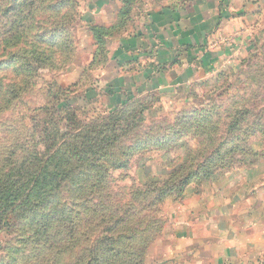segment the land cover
Returning a JSON list of instances; mask_svg holds the SVG:
<instances>
[{"label":"rangeland","instance_id":"obj_1","mask_svg":"<svg viewBox=\"0 0 264 264\" xmlns=\"http://www.w3.org/2000/svg\"><path fill=\"white\" fill-rule=\"evenodd\" d=\"M31 1L0 0V180L16 196L0 210V264H264L251 247L264 245L263 224L252 234L264 222V25L216 74L120 106L155 112L128 129L121 88L92 62L88 21L115 23L100 10L111 0H35L7 38L25 15L12 5Z\"/></svg>","mask_w":264,"mask_h":264},{"label":"crops","instance_id":"obj_2","mask_svg":"<svg viewBox=\"0 0 264 264\" xmlns=\"http://www.w3.org/2000/svg\"><path fill=\"white\" fill-rule=\"evenodd\" d=\"M106 5L100 10L115 20L107 24L112 26L122 2ZM136 7L131 28L112 37L108 63L100 66L106 84L121 88L116 94L124 98L168 87L186 89L200 76L216 74L249 47L250 35L264 25V0H136ZM262 224L254 219L252 234L260 235ZM174 234V247L190 237L185 229ZM257 243L251 245L255 256L264 253V245L258 250Z\"/></svg>","mask_w":264,"mask_h":264},{"label":"trees","instance_id":"obj_3","mask_svg":"<svg viewBox=\"0 0 264 264\" xmlns=\"http://www.w3.org/2000/svg\"><path fill=\"white\" fill-rule=\"evenodd\" d=\"M221 1H223V0H221ZM121 2H122V8L120 9L118 22L116 24L109 26V27H106V26H102L99 24L92 23V21H88V23L90 24V27H91L90 29H91L92 37L94 39V44L97 48L94 55H93V59H92V62L96 63L95 64L96 66H104V64L108 63L109 51H107L104 47L106 39L109 37L112 38L119 33H124L126 31H128V29H129L128 26H129L130 21L132 20V14L134 11L133 10L134 8L132 9V7H134V5L136 4V0H121ZM41 3H42V1H41ZM37 6L38 5H37V2L35 0H32L31 2H27L24 5H19L18 7L20 10L17 9L15 4L12 5L11 10L14 9V11H25V15L23 14L17 18H11L13 20V25L9 31L7 30L4 32L7 34V38L12 39V38L17 37V35L21 31V28H25V26H27L26 24L28 21H29V23L31 22V18H33L35 12L37 11ZM98 56H100V57H98ZM27 68L29 69V70H27L28 73H30L33 76L34 69H32L30 64H27ZM109 90H111V92H115L114 89H112V88H109ZM9 95L10 96H9L8 100L11 98V96L14 95V93L10 92ZM139 98L140 97L136 98L134 96H132V97L126 96V98H124L122 100L121 104L119 106H116L117 108H115V111H116L115 113L117 115L116 116L117 118H115V119H117V121H119V122H123L126 125V128H128L129 125H134V119H137V121L139 122V121L144 120L147 117L153 116L155 113L153 109L147 110V109L143 108L140 110V112L137 115H135V113H131V114L129 113V114H126V116H125L123 114L122 110L120 109L121 108L120 106L125 107L131 100L139 99ZM62 106H64V105H62ZM50 108L51 107L46 105V106L39 107V110L47 111ZM137 123L135 124V127L137 126ZM44 131H45V126H44V129H42V131L40 132V135L38 136V138H35V137L32 138V141L34 142V145H32V146H35L34 150H33V154H37V147L41 144L42 137L45 138L47 135V134H44ZM46 138L51 139L50 136H48ZM114 138H115V136L105 137L104 139H106V140L107 139L108 140L113 139L114 140ZM215 153H216V155H218L219 152L215 151ZM43 156H45V153L42 154V157ZM26 163H28V164L32 163L31 158L26 160L24 164H26ZM22 168H23V166L20 167L17 172L20 173ZM204 171L207 172L205 169H204ZM187 176H189L188 180H186V182L184 184L188 185L190 183L191 178L193 181V179H197L199 175H198V173H194V171H190L187 174ZM11 197L15 198L16 197L15 193L13 191L9 190L8 188H6L4 185H2V180H0V210H1L2 206H4L7 202L10 201ZM2 222H4V218L0 215V226H3Z\"/></svg>","mask_w":264,"mask_h":264}]
</instances>
